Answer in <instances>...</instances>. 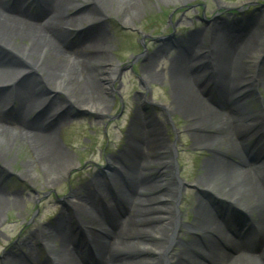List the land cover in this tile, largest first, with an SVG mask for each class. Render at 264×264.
<instances>
[{"label": "rangeland", "instance_id": "obj_1", "mask_svg": "<svg viewBox=\"0 0 264 264\" xmlns=\"http://www.w3.org/2000/svg\"><path fill=\"white\" fill-rule=\"evenodd\" d=\"M31 1L33 0H28V5L33 14L36 10L30 5ZM67 1L69 3L61 8L60 13L64 17L79 19L63 26L64 29L73 32V35L65 43L61 41V47L70 50L69 53L74 56L72 51L75 49L76 41L81 40L79 44L82 46L86 45L88 39L94 38V36L85 38L81 32L79 36L76 34L77 30L100 31L103 41H107L106 56L110 58L104 61L111 65H118L120 69L113 83V92L107 93L105 90L102 76L94 63L72 79L70 75L66 77L65 80L72 81H69L65 88H60L54 84L40 83L42 74H46L43 67H46V64L52 67L60 58L55 56V53L39 58L38 55L20 53L17 50L13 53V49L9 52L0 50V63L25 70L17 76L18 81L26 76L35 77L39 81L40 91L36 95H42L45 98L48 109L58 108L52 121H45L40 129L49 130V133L55 132L51 142L61 147L66 153L65 156L57 158L58 164H61L59 170L49 171L50 169L46 168L44 159L34 143L23 139L17 133L22 114L19 112L18 99L13 98V108L10 106L3 112V115L13 121V147L7 145L1 147L3 155L6 156V164L1 163L5 171L0 168V185L4 187V196L12 200V203L3 206L0 216V264H13L15 260L26 264H54L52 257H57L58 251H63V254H69L71 251L81 264H101L98 262L99 258L105 264L109 261L122 264L147 257L139 248L112 250L109 247L113 240L111 233L98 227L101 224L99 218L104 214L102 212L104 205L102 203L100 205V198L94 200L92 198H96L92 190L93 184L98 185L101 181L105 182L106 187L113 186L117 192L125 186L130 187L131 195L125 194L127 192H118V205L114 204L117 205L115 208L111 207L112 199L105 197L110 199L107 201L108 214L110 217L116 216L115 219L119 220V229L120 225L125 224L130 218L129 231H141V227L150 226L157 221L162 208L176 205L173 211H178L180 214L177 241L178 244L185 245L200 234V230L195 228L196 212L202 207L199 201H205L208 206H213L210 200L214 206L217 202L220 203L213 196L229 201L223 193L234 189L229 184L231 182L226 171L222 170L221 161L235 162L238 165V171H241L237 178L238 192L244 194L239 196L238 208L249 213L248 207L252 209L256 199L253 192L254 196L251 198L249 192L245 193L248 188L245 185L247 180L245 172L248 173V170L252 172L257 162L241 163L239 157H234L228 147L230 145L235 147L236 138L237 153H240L242 160L246 162L249 160L248 154L242 151L239 140L238 128L241 130V127H235V133L232 134L229 128H233V119L227 123L226 117L219 109L215 111V114H209L211 113L209 111L207 114L201 110L203 107L217 108V105L206 100L202 101L214 94L203 95L200 92L203 86L199 87L195 82L196 71L189 62L191 55L188 51L183 54L173 50L166 52V49L170 48L169 42L165 44L157 36L170 31L171 26L167 24V22L170 23V19L167 20L170 13L179 14L178 17L185 21L186 18L194 19L199 11H202L203 21H208L212 18L219 20L223 18L221 15L227 18L229 11L244 9V13L254 16L247 20L248 24L258 17L256 23L255 21L251 23V25L255 23L254 30L252 26L251 30L248 29L238 36L240 40L245 41L242 46L223 45L221 51L217 52L216 69L215 71L212 69L217 77L213 81V89L221 92L243 75L248 57H251L250 48L257 44L260 33L264 35V27H262L264 0ZM204 9L208 12L207 16L205 14L206 17L203 16ZM124 17L134 18L133 25L124 24ZM194 21L200 25L199 21ZM180 23H186L189 26L188 22ZM212 25L207 29L214 31L218 28L217 23ZM190 26L189 30H198L192 27L193 25ZM11 42L18 49L29 45V41L21 37L14 38ZM214 42L217 43L216 38ZM190 47L192 46L189 45L188 48ZM210 57L213 58V56ZM255 57V54H252V59ZM248 74L253 75V70L249 68ZM14 76L9 75V77ZM241 83L247 88L251 78ZM256 84L257 91L264 96V63L258 67L256 82L253 85L256 86ZM90 86L96 87L97 92L91 91ZM182 91L197 107L189 114L181 103ZM8 92V87L0 86V97ZM84 100L92 101L103 110L89 113L84 111L79 107V102ZM236 107L240 113H243L241 115L243 117L247 115L248 110H251L252 116L261 118L260 128L264 130V101L260 96L245 98ZM37 111L38 109L33 111L28 119L35 117ZM171 117L178 125L177 135L173 131ZM193 120L201 128L194 127ZM204 135L207 140H204L206 139ZM152 141L153 144H151ZM172 144L178 152L172 154L173 157L167 155L165 149ZM259 145L264 146V140ZM66 161L74 162L75 165H72L71 169L65 173L62 170L65 166L62 164ZM214 161H220V165ZM112 162H115L118 167L112 168ZM207 162H209L208 165ZM106 166L109 169L102 170V167L106 168ZM143 170L144 172L136 180L138 173ZM174 170L176 175H172ZM29 171L32 172V180L24 177L26 173L29 174ZM151 178L154 179L153 183ZM47 179H56V182L53 185H47L45 182ZM148 179L150 182H147ZM177 181L183 183H180V188L176 185ZM139 184L144 186L138 189ZM208 185H213L214 189H209ZM142 187L147 189L143 190ZM74 192L77 194L76 198L86 199V202H90L88 200L90 199L95 203V208L87 211L90 217L83 215L79 210L76 213L68 210ZM138 192H143L150 202L139 201L141 194ZM149 194H156L155 201H151V198L146 196ZM158 198L159 200H156ZM156 203L157 209L154 207ZM145 211L147 214L144 213ZM212 211L221 221L219 212H216V209ZM157 212L159 214H155ZM63 214L66 218L65 224L72 226L68 228L71 234L69 242L66 241L67 238L62 237L55 240L56 236L52 234L53 237L48 238L51 227ZM105 215L106 213L104 217ZM144 216H147V219H144ZM104 221L106 228H112L111 225H114L110 220ZM97 235L103 237L104 251L98 246ZM142 238L127 232L121 236V239L125 241H147ZM79 241L85 246H80ZM95 247L100 248L101 253H98L99 249L96 253ZM81 248L82 252L79 251ZM180 248V245H176L173 250L178 251Z\"/></svg>", "mask_w": 264, "mask_h": 264}, {"label": "bare ground", "instance_id": "obj_2", "mask_svg": "<svg viewBox=\"0 0 264 264\" xmlns=\"http://www.w3.org/2000/svg\"><path fill=\"white\" fill-rule=\"evenodd\" d=\"M68 3L67 0H33L30 5L34 6L36 13L32 14L30 6L28 5V0H0V50L9 52L13 49V53L17 50L18 52L20 51V53L38 55L39 58L51 56L55 53V56L60 58L55 65H52V67L48 64H46V67H43V70H46V74L42 71L43 76L40 79V83L45 85L54 84L60 88H65L66 85L70 83L69 81H72L68 79L65 80L66 77L70 75L72 79L81 71H86L89 65L94 63L98 68V72H100L102 76V81H104L103 86L108 93L111 91L112 83L118 73L117 69L119 66L105 62L106 60H110V58H107L106 56L108 54L105 48L107 41H103L100 31H78L81 32L85 38H90L91 36H94V38L88 39L86 45L82 46L79 44L80 41H76L77 44H74L75 49L72 51L75 54L74 56L69 53L70 50L61 47V41L65 43L71 34V31L69 29H64L63 26L69 25L71 22L79 19L78 17H64L62 13H60L61 8ZM133 20L134 18L124 17L123 22L124 24L133 25ZM17 37L27 39L29 45L20 49L16 48L11 41ZM257 39V44L252 48L249 47V54L262 51L261 45L264 40L263 34H259ZM244 42L245 41L243 40H239L235 46H242ZM246 46L247 44L245 47ZM68 53L70 55H68ZM68 58H70V60H68ZM24 71L25 70L22 68H13L8 64L0 63V86L8 87L9 91L7 94L0 97V168L2 171H5V168L1 163L6 164V156L3 155L1 147L4 145L11 148L13 147V121L3 115V112L4 110L9 109L10 106L13 108V98H17L19 112L22 114L19 123L20 125L17 126L19 129L17 132L18 135L23 139L34 143L40 156L44 159L46 168L50 169L49 171L59 170L61 164H58L59 159L57 158H60L63 155L65 156L66 153L62 151L61 147L51 142V138L55 132L50 131L49 133V130L45 129L46 131H43L40 129L42 123L45 121H52L58 108L48 109L45 105V98L42 95H36L39 94L40 91L39 81L35 77L26 76L25 78H22L21 81L17 80V76H20ZM59 73H62V75H59ZM10 74L11 76H15L9 77ZM89 89L93 92H97V89L94 86H90ZM184 91H182V95H180L182 99L181 103L184 104L183 106L186 107L189 114L192 109L196 110L197 107H195V104L190 101L191 99H187ZM202 101L205 100L202 99ZM79 103V107L88 113L103 110L99 109V106L92 101L84 100ZM37 109V115L29 120V115ZM201 110L207 114L208 111L211 112L209 114H215V110L210 107H203ZM203 112L202 114L204 115ZM210 119L208 121H210ZM193 122L194 127L198 128L199 125H196V121L193 120ZM251 123L254 125V122ZM236 126L237 125L233 126V128H229V131H231L232 134L235 133ZM204 136L206 138L204 140H207L206 135ZM260 138L263 139L264 135H261ZM248 139H250V136ZM151 144H153V141ZM236 144H238V141L235 138V147H232L231 145L228 146L229 151L234 157L237 156ZM219 162L220 161H214V163L220 165ZM208 164L209 162H207V165ZM222 164V170L226 171L228 179L231 182L229 184L234 189L231 190V192L226 191L223 193L224 197L229 198V201L227 202L226 200H223L222 203L226 204L230 209L224 210L221 206L218 211L221 215L220 221L213 214L212 209H216L215 206H208L205 202L201 203L202 207L196 212L197 219L195 221V228L200 230V234L185 245L178 244L177 241L180 230V214L178 211H173V208H175L176 205L162 208V213L157 217L155 223L147 227H141L142 230L137 232L133 230L129 231L131 228L130 218L126 220L125 224L120 225L119 229V220L115 219L116 216L110 217L109 214H107L108 212H106V217L101 216V218H99V221L101 222L100 227L105 232H110L113 237V240L109 244V247L112 248V250L114 248H139L147 255V257L141 260L127 261L122 264H264V167L257 165L255 166L256 168H252V172L250 170L247 171L248 173L245 172V178L247 179L246 183L245 181H242V183H245L246 187H248L246 188L245 193L249 192L251 194L250 198L255 194L256 200L252 209L248 207L249 213L245 211L246 217L236 220L235 218L239 217L237 215V206H239L240 203L239 196L244 195L238 192L239 183L237 178L241 171H238V165L234 162L223 160ZM62 165L65 166L62 170L66 173L71 169L72 165H75V163L66 161L65 163L63 162ZM112 165V168L114 169L118 167L115 162H112ZM143 172L144 170L141 171V173ZM141 173H139V175ZM242 173L244 174L243 171ZM31 175L32 172L29 171V174L26 173L24 177L28 180H32L33 177H31ZM139 175H137V178ZM172 175H176L175 170ZM167 176H169V174ZM45 182H47V185H53L56 182V179H47ZM99 184H93L94 188L92 190L96 194V198L92 197L93 200L97 198L101 199L103 193H105L106 196H113L115 194L117 195L118 192L123 191L122 188L121 191L118 190V192L113 189V191L111 189L109 190L107 189L105 182L102 181ZM177 184L178 188H180V184ZM133 185L136 188V185ZM141 186L144 185L139 184L138 189H141ZM212 186L213 185H208L209 189H214ZM127 189L130 191L129 186L126 188L125 192ZM138 189H136V191H139ZM142 189L145 190L147 187H142ZM3 190L4 187H1L0 185V216L2 215L1 211L3 206L12 203V200L7 199L4 196ZM149 195H151V201H155L156 194ZM76 196L77 194L74 192L68 210L74 211L73 213H76L79 210L83 215L90 217V215L87 214V211L95 208V203L90 199H88L90 202H86V199L76 198ZM156 200H159V198ZM100 201V205L101 203L103 204V201ZM140 201L144 203L150 202V200L145 197L142 199L140 198ZM154 207L157 209V203ZM96 210L98 209L96 208ZM144 213L147 214L146 211ZM155 214H159V212ZM64 216L65 214L59 217L58 221L51 227V233H48V238H51L53 235L56 236L55 240L62 237L63 239L67 238L68 240L66 241L69 242L71 234L68 231V228H72V226H67V224H65L66 218ZM97 216L99 215L97 214ZM144 219H147V216H144ZM91 220L94 222V219L91 218ZM104 220H110L111 223L114 224L111 225L112 228H106L104 226ZM120 222L122 223V221ZM125 232L131 233V235L134 236H142V240L147 241L137 242L122 240L121 236ZM97 238H99V245H97L100 246L102 251H104L102 248L103 237L97 235ZM61 241L63 242V240ZM79 242L80 246H85L84 243H81V241ZM46 243H48V241H46ZM176 245L181 246L180 250H173ZM100 248L95 247L94 251L97 253V250L99 249L98 253H101ZM81 249H79L80 252L83 251V249ZM62 252L63 251H58L56 253L57 257H52L55 262L54 264H81L76 255L71 251L69 254H63L64 252ZM172 252L173 254H171ZM98 262L105 264L100 258ZM111 262L112 261H109L106 264H114ZM15 263L26 264L18 260L13 261V264Z\"/></svg>", "mask_w": 264, "mask_h": 264}, {"label": "flooded vegetation", "instance_id": "obj_3", "mask_svg": "<svg viewBox=\"0 0 264 264\" xmlns=\"http://www.w3.org/2000/svg\"><path fill=\"white\" fill-rule=\"evenodd\" d=\"M233 34H230V36H232Z\"/></svg>", "mask_w": 264, "mask_h": 264}]
</instances>
